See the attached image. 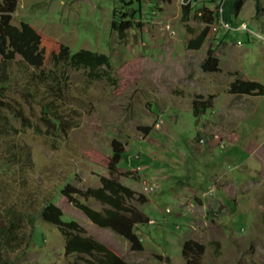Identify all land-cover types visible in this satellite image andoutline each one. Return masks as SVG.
Instances as JSON below:
<instances>
[{"label":"rangeland","instance_id":"374dc122","mask_svg":"<svg viewBox=\"0 0 264 264\" xmlns=\"http://www.w3.org/2000/svg\"><path fill=\"white\" fill-rule=\"evenodd\" d=\"M203 1L211 10L222 2H198ZM131 2L122 8L115 0H7L11 23H25L21 53L11 65L16 89L26 81L25 69L54 68L51 54L61 45L106 54L113 81L61 67L67 79L61 77L56 105L65 119L73 117L74 126L57 136L35 133L0 110V218L8 208L24 217L21 243L0 255L14 264L82 263L66 254L63 236L39 216L52 200L63 221L77 222L84 235L127 264H186V240L204 245L200 264H264V95L228 92L236 77L264 85V0L258 16L253 0L242 6L236 27L250 32L214 22L197 50L188 41L204 23L193 14L187 22L181 18L191 0ZM113 10L129 13L122 19L123 37L111 29ZM209 48L219 60L217 72L201 69ZM16 89L5 92L8 100L29 123L45 129L38 102ZM197 94L212 98L211 107L195 117L191 101ZM52 98L40 84L35 99ZM3 114L14 133L4 135ZM113 141L123 148L120 182L148 199L137 204L149 217L135 226L138 251L93 224L59 192L67 184L99 187L100 177L108 176ZM73 197L97 210L105 207Z\"/></svg>","mask_w":264,"mask_h":264},{"label":"trees","instance_id":"16d2710c","mask_svg":"<svg viewBox=\"0 0 264 264\" xmlns=\"http://www.w3.org/2000/svg\"><path fill=\"white\" fill-rule=\"evenodd\" d=\"M121 7L130 6L131 0H115ZM199 0H191L182 6L181 18L184 22L190 19L193 14L195 18L204 23V28L193 38L188 41V48L199 49L207 34L209 26L214 22L225 23L229 28L237 26V18L241 12L245 0H222L216 6V10H211L205 7V2ZM211 3L214 0H205ZM254 1L255 15L258 16L263 10L261 0ZM113 10L111 29L116 31L120 37L124 36L125 25L122 19L129 15L127 11ZM132 15V14H130ZM133 16V15H132ZM21 26H16L11 23V14L8 10L7 0H0V110H7L13 118L20 120L23 127H32L35 133L57 136L61 132H65L74 125L72 119H65L62 113L58 110L56 102L61 98L62 85L61 77L67 79L64 73L59 74L61 67L84 68L87 69V76L90 80L113 81V77L108 70L111 66L109 57L104 53L80 49L72 52L68 46L61 45L58 51L51 54V59L54 68L47 71L40 70L39 72L27 71L25 69V80L21 89H16V82H13L11 74V65L15 61V56L21 53L20 35ZM230 31V30H229ZM232 31V30H231ZM201 69L206 72H217L219 68V60L214 55V50L209 48L206 51L205 58L201 62ZM235 74V73H233ZM42 84L45 90L50 89L55 98L50 100H36L39 85ZM20 91L26 98L35 100L40 105V120L45 129L38 125L29 123L28 119L22 114L20 108H16L8 100L6 91ZM228 92L234 95L246 96H263L264 85L258 81L245 80L236 77L228 85ZM212 95L204 97L197 94L191 101L192 114L196 117L203 114L211 107ZM4 135H8L11 131L15 132V127L10 123V119L3 114ZM112 146L115 150L111 159L107 163L108 176L100 177V186L86 189H76L71 185H65L60 189V193L65 196L68 201L72 202L73 206L78 209L87 219L98 227L108 228L123 237L130 245L131 250H141L142 244L135 232V226L147 223L149 217L147 214L137 207V204L147 202V197L130 187L122 184L119 177L122 173L118 171L119 156L123 152L122 146L113 141ZM8 161V159H7ZM6 165L4 168L6 169ZM73 194H79L83 198H93L105 205L103 209L97 210L86 203L73 197ZM39 216L47 223L54 225L64 238V248L66 254H76L82 260L75 261L74 264H127L122 258L107 248L103 243L95 240L90 236L84 235V228L75 221H63L61 219L62 211L57 207L52 200L45 203L39 210ZM24 221L21 213L8 208L7 212L1 214L0 218V251L15 250L21 243L24 235L20 232L21 223ZM32 234V231H31ZM204 253V245L194 241L186 240L182 245V255L186 264H200L199 258ZM3 260L0 264L8 263V256L0 255Z\"/></svg>","mask_w":264,"mask_h":264},{"label":"built area","instance_id":"2783aa9c","mask_svg":"<svg viewBox=\"0 0 264 264\" xmlns=\"http://www.w3.org/2000/svg\"><path fill=\"white\" fill-rule=\"evenodd\" d=\"M227 30H237V29H241L242 31H249L250 32V30H248L247 29V27H243L242 25H241V27H235V28H226Z\"/></svg>","mask_w":264,"mask_h":264},{"label":"bare ground","instance_id":"6f19581e","mask_svg":"<svg viewBox=\"0 0 264 264\" xmlns=\"http://www.w3.org/2000/svg\"><path fill=\"white\" fill-rule=\"evenodd\" d=\"M223 24H225V23H221V25H222V27H224V25ZM226 28V27H225Z\"/></svg>","mask_w":264,"mask_h":264}]
</instances>
